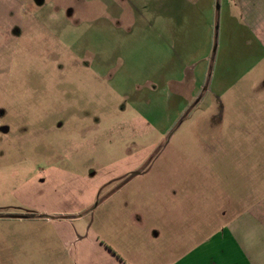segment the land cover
<instances>
[{
  "label": "rangeland",
  "instance_id": "374dc122",
  "mask_svg": "<svg viewBox=\"0 0 264 264\" xmlns=\"http://www.w3.org/2000/svg\"><path fill=\"white\" fill-rule=\"evenodd\" d=\"M238 3L0 0V264H106L69 258L85 223L114 252L144 219L174 247L264 196V61ZM185 71L178 106L161 80Z\"/></svg>",
  "mask_w": 264,
  "mask_h": 264
},
{
  "label": "crops",
  "instance_id": "0c3cea01",
  "mask_svg": "<svg viewBox=\"0 0 264 264\" xmlns=\"http://www.w3.org/2000/svg\"><path fill=\"white\" fill-rule=\"evenodd\" d=\"M238 2L242 24L251 30L255 39L254 50L260 51V57L256 61L262 62L264 61V0H238ZM228 11L227 6V15ZM181 70H189V68L183 66ZM198 76L201 75L198 74ZM205 76L206 70L201 76L198 86L200 94L210 91V89L206 91V88L202 90ZM161 83L170 86L168 99H173V102L179 100V106L182 100H187V95L192 93V89L195 91L198 79L195 74L190 75L185 71L176 81L162 79ZM173 84H175L174 87H172ZM183 85H188V91L185 87L183 88ZM212 85L210 83V88ZM201 99L198 98L197 103ZM190 102L188 100L186 108L193 104ZM48 170H46L47 174ZM35 187L38 190L39 198L43 189L52 188L47 180ZM228 197L230 198L228 199ZM234 200L232 196H225L223 202H234ZM254 203L255 205L251 208L241 210L229 217L226 210L218 211L217 207L213 217L214 226L208 228L210 222L209 218H206L201 226L205 225L207 229H202L200 226L192 227L186 237L176 240L178 244L174 247H172L173 243L169 244L172 241L171 238L160 241L161 233L158 230L144 227L145 219L141 222L131 221L132 228L118 230V241L121 242L119 245L113 243L115 252L105 237L99 242L100 231L95 229L92 232L90 227H86V223L83 224L81 237H76L74 241L64 244H69V258L71 259L73 253L76 262L87 253L85 245H89L92 249L97 248L101 252V255L106 259V264H264V196L258 197ZM120 210L126 213L125 216H130L129 214L132 212L126 205L122 206ZM44 213L51 214L47 209L44 210ZM24 219L22 217L14 218L19 221ZM90 239L93 242H90ZM103 242L106 244L105 246L102 244Z\"/></svg>",
  "mask_w": 264,
  "mask_h": 264
}]
</instances>
